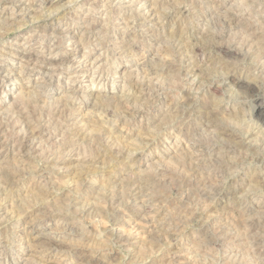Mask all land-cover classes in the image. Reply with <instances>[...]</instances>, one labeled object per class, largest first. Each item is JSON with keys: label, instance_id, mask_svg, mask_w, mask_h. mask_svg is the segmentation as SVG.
Returning <instances> with one entry per match:
<instances>
[{"label": "rangeland", "instance_id": "rangeland-1", "mask_svg": "<svg viewBox=\"0 0 264 264\" xmlns=\"http://www.w3.org/2000/svg\"><path fill=\"white\" fill-rule=\"evenodd\" d=\"M262 112L264 0H0V264H264Z\"/></svg>", "mask_w": 264, "mask_h": 264}, {"label": "bare ground", "instance_id": "bare-ground-1", "mask_svg": "<svg viewBox=\"0 0 264 264\" xmlns=\"http://www.w3.org/2000/svg\"><path fill=\"white\" fill-rule=\"evenodd\" d=\"M11 1H12V0H11ZM45 2H46L47 4H51V3H52V0H44V3H45ZM257 3H258V2H257ZM41 13H42V12H41ZM32 18H33V17H32ZM226 19H227V18H226ZM222 25H223V24H222ZM228 26H229V25H228ZM229 27H230V26H229ZM220 36H221V35H220ZM208 39H209V38H208ZM213 40H214V39H213ZM209 44H210V43H209ZM186 45H187V44H186ZM193 45H194V44H193ZM206 45H207V44H206ZM217 45H218V44H217ZM223 45H224V44H223ZM194 46H195V45H194ZM209 46H211V45H209ZM185 47H186V46H185ZM192 47H193V46H192ZM201 47L203 48V45H201ZM205 47L208 48V46H205ZM205 47H204V48H205ZM211 47H213V46H211ZM172 48H173V47H172ZM186 48H187V47H186ZM213 48H214V47H213ZM216 48H217V51L219 50V51H220L222 54H224L225 56H228V55L230 56L229 51H228L224 46L221 47V45H220V47L217 46ZM168 50H169V49H168ZM205 50H207V49H205ZM205 50H204V51H205ZM211 50H212V49H211ZM193 51H194V53L196 52V53L198 54V52H200V47L195 46ZM233 51H234V50H233ZM166 53H167V51H166ZM194 53H193V54H194ZM196 53H195V54H196ZM218 55H219V54H218ZM227 58H228V57H227ZM165 62H166V61H165ZM40 63H41V62H40ZM42 64H43V63H42ZM167 64H168V63H167ZM46 66H47V65H46ZM150 66H151V65H150ZM170 66H171V65H170ZM170 66H169V67H170ZM198 68H199V67H198ZM198 68H197V69H198ZM194 69H195V68H194ZM197 69L195 70V72H196L198 75H200V76L203 75V71H201V70H203V69H201V70H200V69L197 70ZM155 71H156V70H155ZM144 74H145V73H144ZM147 75H148V74H147ZM204 76H205V75H204ZM146 78H147V77H146ZM205 79H206V77H205ZM201 80H202V77H201ZM201 80H200V81H201ZM142 91H143V90H142ZM149 91H150V90H149ZM155 91H156V90H155ZM137 93H138V92H137ZM258 104H259V103H258ZM258 106H259V105H258ZM259 107H260V106H259ZM258 122H261V123L263 124V126H264V113H263V112L260 113V114L258 115ZM261 123H260V124H261ZM29 129H30V128H29ZM25 130H26V129H25ZM25 130H24V131H25ZM32 130H33V129H32ZM32 132H33V131H31V136H32ZM216 132H217V131H216ZM28 133H29V132H28ZM36 133H37V132H36ZM36 133H35V134H36ZM35 134H34V135H35ZM39 134H41V133H39ZM34 135H33V136H34ZM37 135H38V134H37ZM37 135H36V136H37ZM28 136H30V135H28ZM36 136H35V137H36ZM95 136H96V135H95ZM35 137H34V138H35ZM93 138H94V137H93ZM28 139H29V137H28ZM30 139H31V137H30ZM30 139H29V140H30ZM32 139H33V138H32ZM88 140H89V139H88ZM96 140H98V139H96ZM93 141H95V140L93 139ZM97 144H98V143H97ZM21 147H22V146H21ZM22 153H23V152H22ZM126 153H127V152H126ZM115 155H116V154H115ZM184 159H185V158H184ZM117 160H118V159H117ZM183 167H184V166H183ZM180 168H181V167H180ZM219 168H220V167H219ZM223 168H224V167H223ZM199 170H200V169H199ZM1 172H2V171H1ZM8 172H9V171H8ZM185 173H186V172H185ZM215 173H216V172H215ZM9 174H11V173H9ZM9 174H8V175H9ZM198 174H199V173H198ZM9 176H10V175H9ZM11 176H12V174H11ZM161 176H163V175H161ZM154 178H155V177H154ZM201 178H202V177H201ZM144 179H145V178H144ZM152 179H153V178H152ZM18 180H19V179H18ZM7 181H8V180H7ZM201 183H202V182H201ZM123 184H124V183H123ZM153 184H154V183H153ZM209 184H210V183H209ZM213 184H214V183H213ZM248 184H249V183H248ZM141 185H142V184H141ZM142 186H143V185H142ZM209 186H210V185H209ZM211 186H212V185H211ZM213 186H214V185H213ZM120 187H121V186H120ZM133 187H134V186H133ZM121 188H122V187H121ZM142 188H143V187H142ZM38 189H39V188H38ZM188 189H189V188H188ZM127 190H128V189H127ZM140 190H141V189H140ZM41 191H42V190H41ZM122 191H123V190H122ZM141 191H142V190H141ZM156 191H157V190H156ZM43 192H44V191H43ZM43 192H41V193H43ZM125 192H126V191H125ZM117 194H118V193H117ZM37 195H38V194H37ZM37 195H36V196H37ZM40 195H43V194H40ZM204 195H205V194H204ZM208 195H209V194H208ZM138 196H139V195H138ZM190 196H191V195H190ZM37 197L39 198V195H38ZM107 197H108V196H107ZM107 197H106V198H107ZM193 197H194V196H193ZM138 198H139V197H138ZM100 199H101V198H100ZM190 199H191V198H190ZM146 202H147V201H146ZM27 205H28V204H27ZM146 205H147V204H146ZM185 205H186V204H185ZM29 206H30V205H29ZM142 206H143V205H142ZM40 207H41V206H40ZM28 208H29V207H28ZM43 208H44V207H43ZM258 209H259V208H258ZM254 213H255V212H254ZM41 216H42V215H41ZM189 218H191V217H189ZM180 221H182V220H180ZM261 223H262V222H261ZM144 225H145V224H144ZM171 225H172V224H171ZM261 226H262V225H261ZM150 227H151V226H150ZM246 227H247V226H246ZM263 227H264V226H263ZM154 228H155V227H154ZM249 228H250V227H249ZM170 231H171V230H170ZM150 232H151V231H150ZM252 232H253V231H252ZM256 232H257V230H256ZM146 234H147V233H146ZM161 235H162V234H161ZM255 235H256V234H255ZM91 236H92V235H91ZM147 236H148V235H147ZM159 236H160V235H159ZM170 236H171V235H170ZM253 236H254V235H253ZM262 237H263V236H262ZM153 238H154V236H153ZM155 238H156V237H155ZM260 239H261V238H260ZM123 241H124V240H123ZM129 241H130V240H129ZM89 242H90V241H89ZM119 242H120V241H119ZM210 242H212V241L210 240ZM210 242H209V243H210ZM153 243H154V242H153ZM39 244L41 245V243H39ZM46 244H47V243H46ZM52 244H53V243H52ZM53 245H54V244H53ZM37 246H38V245H37ZM44 246H47V245H44ZM56 246H57V244H56ZM65 246H66V245H65ZM48 247H49V249H50V246H48ZM51 247H52V246H51ZM256 247H257V246H256ZM42 248H43V247H42ZM54 248H55V247H54ZM263 248H264V247H263ZM51 249H52V248H51ZM55 250H56V249H55ZM95 254H96V253H95ZM93 256H94V255H93ZM263 257H264V256H263ZM92 258H94V257H92ZM97 258H98V257H97ZM82 259H83V258H82ZM84 259H85V258H84ZM93 260H94V259H93ZM86 261L88 262V260H86ZM86 261H85V262H86ZM91 263H92V262H91ZM84 264H85V263H84ZM94 264H95V263H94Z\"/></svg>", "mask_w": 264, "mask_h": 264}]
</instances>
